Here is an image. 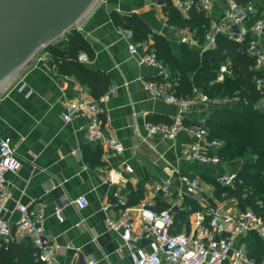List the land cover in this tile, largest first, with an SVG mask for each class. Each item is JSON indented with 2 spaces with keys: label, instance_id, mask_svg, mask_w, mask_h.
Here are the masks:
<instances>
[{
  "label": "crops",
  "instance_id": "0c3cea01",
  "mask_svg": "<svg viewBox=\"0 0 264 264\" xmlns=\"http://www.w3.org/2000/svg\"><path fill=\"white\" fill-rule=\"evenodd\" d=\"M251 3L258 10V17H264V0H251ZM227 6V0H214L210 14L205 13L210 26L221 20ZM167 15L162 0H102L81 22L76 30L88 43L89 52H80L79 56H88V61L80 62L88 71L103 74L110 80V87L100 96L72 73L63 70L48 50L36 57L0 96V139H11L21 161L18 173L7 175L9 197L2 206L0 219L15 228L27 210H42L46 236L58 248V264L90 261L130 264L133 248L147 252L151 248L150 242L142 236L132 246L124 231L108 227L107 220L121 213L117 206L120 200L127 201L137 227L138 211L144 203L157 211L173 208L177 212L187 198L195 200L185 194L183 179H197L202 198L203 177L217 179L241 172L242 161H222L224 164L213 165L186 160L184 149L198 143L186 131L174 140H166L160 135L150 136L145 128L147 121L170 124L180 114L177 105L153 96L147 88L150 82L166 81L172 85L173 78L162 60H159L161 66L143 62L147 49L155 51L154 36L165 39L178 58L186 48L202 55L206 39L205 35L204 43H200L197 31L169 24ZM116 16H137L149 27L152 36L145 42L139 41L131 29L116 20ZM183 38L187 41H182ZM133 44L135 54L130 50ZM55 45L65 49L66 40ZM258 46L264 48V32L258 37ZM258 72V79L264 83V68ZM164 73L169 74V79H164ZM83 95L100 104L103 110L101 125L123 145L122 154L104 153L101 146L89 142L88 118L78 116L70 122L62 118L65 106ZM190 100L184 114L187 127L204 125L212 111L224 108L221 104L233 105L228 100L206 103L199 96ZM201 148L207 156L214 154L213 150ZM97 150L102 153V163L87 158ZM124 164L129 165L130 171L124 169ZM168 181L172 183L169 194L155 192ZM80 197H85L89 203L83 210L65 201ZM58 207L62 209L63 222L55 215ZM234 208L236 206L229 210ZM200 217L206 220L207 210L191 216L189 227H183L181 232L192 234ZM251 235L264 243L263 238L251 233L244 238L246 247L254 239ZM13 236L9 241L0 239L7 244L25 240L16 233Z\"/></svg>",
  "mask_w": 264,
  "mask_h": 264
},
{
  "label": "built area",
  "instance_id": "2783aa9c",
  "mask_svg": "<svg viewBox=\"0 0 264 264\" xmlns=\"http://www.w3.org/2000/svg\"><path fill=\"white\" fill-rule=\"evenodd\" d=\"M227 3L228 6L224 10L221 20L208 28L201 54L215 49L218 37L221 35L237 43L249 40L248 53L255 59V70L264 68V48L258 46V37L264 32V17H258V10L252 3L240 5L237 0H227ZM173 5L187 19L196 9L209 15L214 0H173ZM182 41L186 42L187 38H183ZM130 50L132 53H136L135 44L130 46ZM79 61H88L87 54H81ZM143 62L161 66L156 52L151 49H147L143 56ZM228 73V66L223 65L217 74L216 82H224ZM163 77L167 80L169 74L164 73ZM147 88L153 96L164 98L168 103L180 108V114L170 124H155L147 121L145 128L148 134L150 136L160 135L166 140H174L178 134L186 131L195 137L198 143L184 149V158L188 161L219 165L222 160L218 153L222 148V143L217 140H209L208 131L202 124L189 127L185 125L184 114L191 100L177 97L173 86L166 81L150 82ZM256 89L262 95L257 108L264 109V83L262 80H256ZM194 95L199 96L203 102H211L208 96L197 90L194 91ZM102 112L97 101L83 95L65 106L62 118L66 122H70L78 116L88 118L87 136L89 142L101 146L104 153L113 151L120 155L124 152V147L113 133L107 132L102 127L100 120ZM202 146L207 150H213L214 154L207 156L202 151ZM20 168L21 161L11 139L1 138L0 213L4 202L9 197L7 175L18 173ZM124 169L130 171L129 165L124 164ZM217 179L227 186H232L235 175L222 176ZM182 182L185 186V194L197 198L201 191L200 182L195 178L183 179ZM171 187V182H164L162 186L156 188L155 192L162 191L169 194ZM65 201L75 205L79 210H83L89 205L85 197L74 201L65 199ZM117 206L121 208V213L117 217L107 220L108 227L114 231H124L132 246L141 236L150 242V252L139 248L131 250L130 264H264V256L261 263L256 262L250 257L247 247L243 243L244 238L251 233L264 239V216L256 214L251 209L225 210L217 206H209L207 219L200 217L192 234H176L174 233L175 210L173 208L157 211L149 204L144 203L138 211L139 222L135 227V220L128 211L127 201L120 200ZM55 215L59 222L64 221L61 208H56ZM44 222L45 214L42 210H27L15 228L7 221L0 219V238L9 241L14 238L13 235L16 233L21 238L30 241L36 250L38 262L58 264L56 259L58 248L47 238ZM87 264H96V262L90 261Z\"/></svg>",
  "mask_w": 264,
  "mask_h": 264
},
{
  "label": "trees",
  "instance_id": "16d2710c",
  "mask_svg": "<svg viewBox=\"0 0 264 264\" xmlns=\"http://www.w3.org/2000/svg\"><path fill=\"white\" fill-rule=\"evenodd\" d=\"M240 5L251 0H237ZM168 13V23L197 31L200 43H204L210 20L204 11L193 10L189 18L182 17L172 0H162ZM116 20L131 29L141 42L148 40L152 32L137 16ZM66 48L58 49L51 45L47 50L55 62L67 73H72L84 84L89 85L97 96L110 87V80L103 74H95L79 61L82 51L89 52L88 43L80 32L72 31L67 35ZM154 49L158 59L166 65L174 79H171L173 91L179 98L192 99L194 91L199 89L211 100L231 101L237 107H224L212 111L205 121L209 140L222 143L219 156L223 162H244L241 172L235 175L232 186H223L216 178L203 177L215 187L220 201L235 200L238 207L248 206L257 214L264 216V109L257 108L262 95L256 89V80L260 74L255 70V59L248 53L249 40L237 43L225 36H219L216 48L202 55L189 48L184 49L181 58L176 57L168 43L161 36H154ZM230 63L231 76L218 83L217 74L221 66ZM92 162L102 163L100 150L87 155ZM228 201V204L231 203ZM258 202L263 204L260 210ZM199 209L192 198H187L182 209L175 211L174 233L180 234L183 227H189L190 214ZM261 212V213H260ZM252 236V235H251ZM253 237V236H252ZM254 238V237H253ZM250 257L261 263L264 256V243L254 238L247 247ZM36 250L30 241L5 243L0 239V264H41L37 261Z\"/></svg>",
  "mask_w": 264,
  "mask_h": 264
},
{
  "label": "water",
  "instance_id": "95a60500",
  "mask_svg": "<svg viewBox=\"0 0 264 264\" xmlns=\"http://www.w3.org/2000/svg\"><path fill=\"white\" fill-rule=\"evenodd\" d=\"M102 0H0V96Z\"/></svg>",
  "mask_w": 264,
  "mask_h": 264
},
{
  "label": "rangeland",
  "instance_id": "374dc122",
  "mask_svg": "<svg viewBox=\"0 0 264 264\" xmlns=\"http://www.w3.org/2000/svg\"><path fill=\"white\" fill-rule=\"evenodd\" d=\"M67 35L64 36L61 40H59L57 42V44H60V42L62 40H67ZM223 65H227L228 66V70H229V73L227 74V76H231V69H230V63H225ZM222 65V66H223ZM221 66V67H222ZM173 86V85H171ZM199 92L202 93V91L199 89ZM210 99V98H209ZM211 100V99H210ZM220 102V101H219ZM222 107H237V105H232V104H221ZM220 164H224L223 162H221ZM219 173H221L222 170H217ZM217 182L222 184L223 186H227L221 182L218 181L217 179ZM202 186H203V189H204V192L202 194V198H200V193L198 194V197L195 198V200L197 201L196 203L199 205V209L197 211H194L190 214V219H189V223L191 222V216H195L196 214H198L199 212H203L204 210H209V206H217V207H220V208H224L225 210H229L231 209L232 207L236 206L237 209L239 210H246V209H250L248 206H245L246 209H241L240 207H238V202H235V200L231 201V200H226V201H220V199L217 198L216 196V190H215V187L213 185L210 184L209 181H206L205 179L202 180ZM228 201H231L230 204H228ZM258 206L260 207V210L263 209V204L261 202H258ZM261 213V212H260ZM257 214V213H256ZM263 213H261L260 215H262Z\"/></svg>",
  "mask_w": 264,
  "mask_h": 264
}]
</instances>
